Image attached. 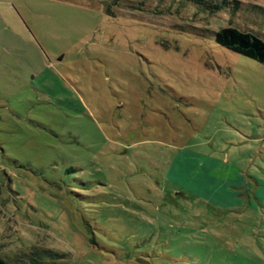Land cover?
<instances>
[{
    "label": "rangeland",
    "instance_id": "rangeland-1",
    "mask_svg": "<svg viewBox=\"0 0 264 264\" xmlns=\"http://www.w3.org/2000/svg\"><path fill=\"white\" fill-rule=\"evenodd\" d=\"M153 1L0 0V257L264 264V62L197 29L213 18L178 17L182 0ZM186 151L213 157L240 204L163 181Z\"/></svg>",
    "mask_w": 264,
    "mask_h": 264
},
{
    "label": "trees",
    "instance_id": "trees-1",
    "mask_svg": "<svg viewBox=\"0 0 264 264\" xmlns=\"http://www.w3.org/2000/svg\"><path fill=\"white\" fill-rule=\"evenodd\" d=\"M160 1L166 3L167 0ZM182 1L183 4L181 2V5L174 10L178 17H190L200 22L202 26L205 25L204 22L209 23V20L213 18L211 26L197 29L204 33L205 36L212 37L217 45L230 52L245 56L256 62H264V7L257 4L244 3L240 0ZM99 2L106 7L105 11L107 12H110V8L113 6L130 11L137 9H148L149 11L151 7H154L153 0H99ZM189 4L192 6H189ZM167 11L164 8L163 21L165 22L170 19L168 18L167 20L169 15H173L172 11ZM223 13L226 14L225 22L219 23L224 15ZM238 13L243 14L246 18L248 17L247 13H253L256 17L255 19L248 17L246 24H235L232 22L231 17L236 16ZM260 14L261 19L259 18ZM184 153L193 157L192 164L187 167L195 168L184 169L182 175L186 179L182 182L180 177H175V171L172 170L174 165L177 166V162H181L178 159L179 157L175 156L162 175L163 181L189 192L193 196L192 198H201L203 201L219 207L228 208L240 204V191L235 190L237 186L228 185L227 180L223 179L225 171L221 173V169L217 167V161L213 157H206L200 153H195V151H186ZM187 175L194 181H188ZM183 193V191L179 190L174 195L183 197ZM200 195L203 197H200ZM168 196L170 197V193H168ZM254 197L259 200V197L257 198L255 194ZM59 255V253L51 249L33 245L28 251L23 253L24 258L6 260L0 257V264H54L53 259Z\"/></svg>",
    "mask_w": 264,
    "mask_h": 264
},
{
    "label": "crops",
    "instance_id": "crops-1",
    "mask_svg": "<svg viewBox=\"0 0 264 264\" xmlns=\"http://www.w3.org/2000/svg\"><path fill=\"white\" fill-rule=\"evenodd\" d=\"M187 165H189V164H187ZM186 166V165H185ZM187 167V166H186ZM186 167H181V170H180V168H179V171H182L180 174H182L183 172H184V169H186ZM170 169H172V167H170ZM172 170H174L175 172H174V174H175V177H179L180 175H178V171L173 167V169ZM180 179H181V181L183 182V181H185V179H184V176L183 175H181L180 176ZM187 179H188V181H194V180H191L192 178L190 177V178H188L187 177Z\"/></svg>",
    "mask_w": 264,
    "mask_h": 264
}]
</instances>
